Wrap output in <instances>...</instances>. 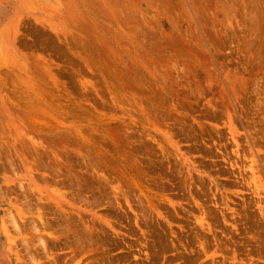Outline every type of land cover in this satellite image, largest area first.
I'll list each match as a JSON object with an SVG mask.
<instances>
[{
  "label": "rangeland",
  "instance_id": "374dc122",
  "mask_svg": "<svg viewBox=\"0 0 264 264\" xmlns=\"http://www.w3.org/2000/svg\"><path fill=\"white\" fill-rule=\"evenodd\" d=\"M0 264H264V0H0Z\"/></svg>",
  "mask_w": 264,
  "mask_h": 264
},
{
  "label": "bare ground",
  "instance_id": "6f19581e",
  "mask_svg": "<svg viewBox=\"0 0 264 264\" xmlns=\"http://www.w3.org/2000/svg\"><path fill=\"white\" fill-rule=\"evenodd\" d=\"M45 74V73H44ZM43 76V75H42ZM45 94V93H44ZM41 96H42V94H41ZM43 97V96H42ZM45 97V96H44ZM45 103V102H44ZM40 104V103H39ZM39 107V106H38ZM55 107V106H54ZM58 108V107H57ZM43 113V112H42Z\"/></svg>",
  "mask_w": 264,
  "mask_h": 264
}]
</instances>
